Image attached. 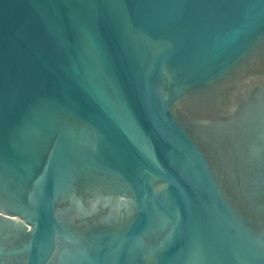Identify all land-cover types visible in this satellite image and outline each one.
I'll return each instance as SVG.
<instances>
[{
	"label": "water",
	"instance_id": "water-1",
	"mask_svg": "<svg viewBox=\"0 0 264 264\" xmlns=\"http://www.w3.org/2000/svg\"><path fill=\"white\" fill-rule=\"evenodd\" d=\"M0 264H264V0H0Z\"/></svg>",
	"mask_w": 264,
	"mask_h": 264
}]
</instances>
